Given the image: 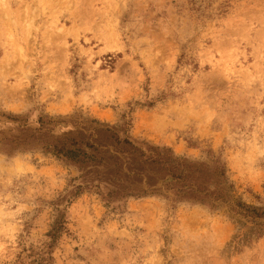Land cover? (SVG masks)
Segmentation results:
<instances>
[{
	"label": "rangeland",
	"instance_id": "1",
	"mask_svg": "<svg viewBox=\"0 0 264 264\" xmlns=\"http://www.w3.org/2000/svg\"><path fill=\"white\" fill-rule=\"evenodd\" d=\"M0 264H264V0H0Z\"/></svg>",
	"mask_w": 264,
	"mask_h": 264
},
{
	"label": "trees",
	"instance_id": "2",
	"mask_svg": "<svg viewBox=\"0 0 264 264\" xmlns=\"http://www.w3.org/2000/svg\"><path fill=\"white\" fill-rule=\"evenodd\" d=\"M169 154H172L170 152V150H167V153L163 154V157L164 155H168ZM157 157H160V154H156ZM167 159L164 160V165L165 166H174L175 164V160L172 159V158H169V157H166ZM152 164L156 163V164H159L158 161H154V162H151ZM168 168V167H166ZM177 173H173L171 175V179H174V180H177V181H181L183 183V192H182V195L181 197L182 198H187V199H190V200H193V202H204L206 199H212V201H215V200H219V201H222V197L220 196V194H216L213 196V191L212 192H209L207 189H200V187L198 185L195 184V182L197 181V178L195 177H187V176H183V172L182 171H176ZM223 176V174H221ZM194 183V184H193ZM180 197V198H181Z\"/></svg>",
	"mask_w": 264,
	"mask_h": 264
}]
</instances>
